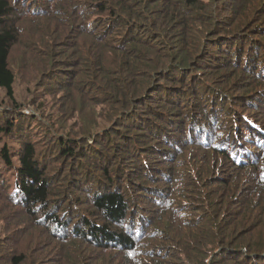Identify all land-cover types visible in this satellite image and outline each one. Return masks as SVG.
<instances>
[{
  "label": "trees",
  "instance_id": "obj_1",
  "mask_svg": "<svg viewBox=\"0 0 264 264\" xmlns=\"http://www.w3.org/2000/svg\"><path fill=\"white\" fill-rule=\"evenodd\" d=\"M0 94V264H264V0H0Z\"/></svg>",
  "mask_w": 264,
  "mask_h": 264
},
{
  "label": "rangeland",
  "instance_id": "obj_2",
  "mask_svg": "<svg viewBox=\"0 0 264 264\" xmlns=\"http://www.w3.org/2000/svg\"><path fill=\"white\" fill-rule=\"evenodd\" d=\"M234 1L237 2V0H234ZM234 1L232 0V2H234ZM239 8H240V4H238L237 10ZM241 18L242 17H238V18H236V20H240ZM20 55H21L20 49H18L17 47H15V49L13 50V52H11V56H10V61L9 62H10V65H11V67H12L14 73H15V78H16L15 88H16V91H17L19 97L20 96L23 97V96L29 95V92L32 90V86H33L32 77L33 76H32V74L30 72V67H29L28 63L26 61H24L23 59H21ZM20 61H24L25 64H26V66H18V62L20 63ZM25 108L30 111V108L28 106H26V107H23L22 108V111L24 113H26V111H27ZM97 124L98 125L101 124L100 125V127H101L104 124L103 123V120H99L97 122ZM208 164H212L211 159L208 160ZM4 173L10 177V174L7 171H5ZM241 176H243V175H241ZM236 185H237V187L235 188V192H234L235 198L232 201L233 203L231 205V212H235L236 209L239 210V206L241 204V201H240L241 198L247 196L248 188H246L245 185H247L248 187H250V184L249 183H247V184L242 183V185H241V182H240V184H236ZM2 187H3V185H1V183H0V190H3ZM229 188H230L229 186L226 187V189H229ZM221 195H223V194L221 193ZM0 203H1V200H0ZM255 208L256 209H259V207H255ZM257 212H260V213L264 214V211H262V210L257 211ZM0 217H5L7 220H9V219L12 220V222H13L12 223V227H15L16 229H18L20 227H23V226H26L25 223H22V222L17 223V220H19L21 218L15 212H14L13 215H12V212H9L8 214H6V212H2V209H0ZM248 218L251 219L250 222H249L250 223L249 226L250 227H253L252 230H251V233H250L249 238L252 239V240H255V241H260V240L261 241H264V226L258 227V220L257 219H255V218L252 219L251 217H248ZM2 224H4V223H2ZM38 233H40L39 236L40 235L43 236L42 232H38ZM256 237H257V239H254ZM23 238H24V236L20 238L19 243H20V241L23 240ZM41 239H42L43 242H47L43 237ZM47 243H49L50 246L47 248L46 251H49L50 255L55 254L56 251L59 248L58 244L55 243V242H52L51 243L49 241ZM43 247H44V245H42L41 247H39L38 250L42 249ZM59 261H60V258H59ZM76 263H77L76 258H74V262L72 264H76ZM44 264H49V262L45 261Z\"/></svg>",
  "mask_w": 264,
  "mask_h": 264
},
{
  "label": "built area",
  "instance_id": "obj_3",
  "mask_svg": "<svg viewBox=\"0 0 264 264\" xmlns=\"http://www.w3.org/2000/svg\"><path fill=\"white\" fill-rule=\"evenodd\" d=\"M27 111L26 112H28V109H26Z\"/></svg>",
  "mask_w": 264,
  "mask_h": 264
}]
</instances>
